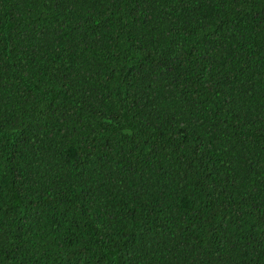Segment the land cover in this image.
I'll return each mask as SVG.
<instances>
[{"label": "trees", "instance_id": "obj_1", "mask_svg": "<svg viewBox=\"0 0 264 264\" xmlns=\"http://www.w3.org/2000/svg\"><path fill=\"white\" fill-rule=\"evenodd\" d=\"M0 264H264V0H0Z\"/></svg>", "mask_w": 264, "mask_h": 264}]
</instances>
